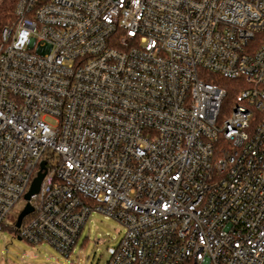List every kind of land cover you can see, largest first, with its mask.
Segmentation results:
<instances>
[{"label": "built area", "instance_id": "2783aa9c", "mask_svg": "<svg viewBox=\"0 0 264 264\" xmlns=\"http://www.w3.org/2000/svg\"><path fill=\"white\" fill-rule=\"evenodd\" d=\"M43 161L21 238L69 255L101 211L125 227L107 264H264V0H17L0 230Z\"/></svg>", "mask_w": 264, "mask_h": 264}, {"label": "rangeland", "instance_id": "374dc122", "mask_svg": "<svg viewBox=\"0 0 264 264\" xmlns=\"http://www.w3.org/2000/svg\"><path fill=\"white\" fill-rule=\"evenodd\" d=\"M46 119L57 125L55 117ZM57 160L58 154L53 161ZM24 206L23 199L18 201L0 230V264H107L125 232L124 225L116 218L93 211L70 254L66 255L47 241L33 243L14 234V219Z\"/></svg>", "mask_w": 264, "mask_h": 264}, {"label": "trees", "instance_id": "16d2710c", "mask_svg": "<svg viewBox=\"0 0 264 264\" xmlns=\"http://www.w3.org/2000/svg\"><path fill=\"white\" fill-rule=\"evenodd\" d=\"M17 0H0V32L2 27L14 18V8ZM205 78L217 85L224 87L227 91V99H231L238 89L234 87V80L219 74L209 73ZM17 228L13 226V231Z\"/></svg>", "mask_w": 264, "mask_h": 264}, {"label": "water", "instance_id": "95a60500", "mask_svg": "<svg viewBox=\"0 0 264 264\" xmlns=\"http://www.w3.org/2000/svg\"><path fill=\"white\" fill-rule=\"evenodd\" d=\"M45 161H43L41 163V170L38 172V175L34 178L33 182L31 183V186L29 188V190L27 191V193L25 194V199L27 200V203L25 204L24 208L20 211L16 222H15V227L19 228L21 226V223L24 219V217L31 213L33 211V206L30 203V199L31 196L35 193H37L40 189L42 180L45 176V171H43V169H45ZM19 239H21L20 236H17Z\"/></svg>", "mask_w": 264, "mask_h": 264}]
</instances>
